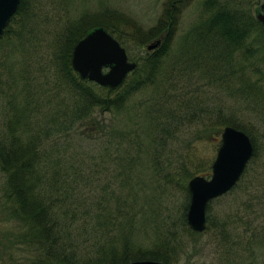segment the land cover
I'll list each match as a JSON object with an SVG mask.
<instances>
[{"label": "trees", "instance_id": "1", "mask_svg": "<svg viewBox=\"0 0 264 264\" xmlns=\"http://www.w3.org/2000/svg\"><path fill=\"white\" fill-rule=\"evenodd\" d=\"M72 1L20 0L0 35V210L15 228L3 242L15 248L0 252L7 264H177L203 233L229 264H264L261 0H202L184 30L193 0H166L156 23L136 31L116 12L73 19ZM95 27L128 57L159 43L119 86H101L72 66L75 44ZM227 125L249 136L253 153L196 232L188 181L209 178L212 163L187 148L220 145ZM181 194L175 218L168 205Z\"/></svg>", "mask_w": 264, "mask_h": 264}, {"label": "water", "instance_id": "2", "mask_svg": "<svg viewBox=\"0 0 264 264\" xmlns=\"http://www.w3.org/2000/svg\"><path fill=\"white\" fill-rule=\"evenodd\" d=\"M20 0H0V35L8 20L17 10ZM264 25V0L256 14ZM159 41L148 45L154 49ZM72 66L82 79L94 81L102 86H119L136 62L128 58L126 49L103 27H95L83 36L72 51ZM253 153L249 136L233 126H225L221 141L212 162L209 178L193 176L188 181L190 202L186 220L191 230L202 232L206 228V206L215 198L227 193L239 180ZM127 264H165L161 261L145 259Z\"/></svg>", "mask_w": 264, "mask_h": 264}, {"label": "rangeland", "instance_id": "3", "mask_svg": "<svg viewBox=\"0 0 264 264\" xmlns=\"http://www.w3.org/2000/svg\"><path fill=\"white\" fill-rule=\"evenodd\" d=\"M165 1L166 0H73L72 3L70 2V6H71L70 10H72L71 13L74 16L73 19L81 16L82 14H86L90 16V15H96V14L99 15L102 11L116 12L117 14H120L122 16V20L126 21V25L128 24L127 25L128 30L133 29L134 31H136V29H138L137 28L138 26H140L142 29H145L146 27L152 26L156 23V20L162 13V9L165 4ZM201 1L202 0H193L188 5V7L183 13L184 16L182 15L183 20L181 22L182 24L180 25V29L184 30L186 27L190 25V23H193L195 20H197V16L200 14V11H201L200 10ZM261 2L262 0L260 1L257 10L254 12L256 19H257L256 14L260 9ZM134 23H135V27L132 25ZM181 34L182 32L177 33V36H176L177 44H178V39L181 36ZM156 41L151 42L149 44L155 43ZM149 44L144 46L143 51H141V49L133 50L131 52V56L129 55L128 57L129 60L131 61L136 60L137 57H139L141 54L145 52V50L146 52H150L147 48ZM15 69L17 70V68ZM185 134L186 132L183 135ZM177 147L178 149L180 148L183 149L184 145L177 146ZM218 147L219 145H218V140H217L213 142H201V143L192 144L188 146L187 150L190 153L196 152L194 154L195 157L200 158L201 160L205 162L209 161L211 164L215 158ZM166 154L168 153L166 152ZM2 187H3V178L1 177V173H0V208H1ZM182 200L183 199H182V194H181V197L177 202H175L173 199L172 205H168V209L172 210L171 214L175 218L177 216V213H175L174 207L175 205L178 206L182 202ZM218 204H219L218 202H214L212 204L213 209H217ZM2 218H3V212H1L0 210V252L5 250V246H6V251H9L8 248L10 249L15 248L14 246H10L9 244H8L9 247L7 244L6 245L3 244V242L5 241V237L7 235V229L13 226L12 231H14L15 228H14L12 221L3 222L1 221ZM177 230H178V234L182 235L184 241H186L188 234L182 232L179 227L177 228ZM11 234H15V232H11ZM209 236L210 235L207 233L194 236L193 239L197 241V244L194 247H189L188 250H186L188 255H191V257L186 258V254H183V259L179 260L177 264H229L230 262L228 260L222 259L220 257L221 248L217 247L215 243H210L211 239H209ZM194 248L196 250H194ZM4 254H6V252ZM22 255L23 253L20 254V251L17 253L15 252V255H14L15 257L12 256V258L17 259V258H20ZM0 256L3 257L2 260L0 261V264H7V262L9 261L8 259L10 258L8 257V254H6L4 257L0 253ZM132 261H135V260H132ZM234 264H239V259H237L234 262ZM244 264H247L246 261Z\"/></svg>", "mask_w": 264, "mask_h": 264}]
</instances>
